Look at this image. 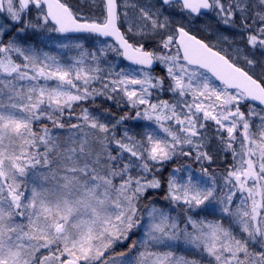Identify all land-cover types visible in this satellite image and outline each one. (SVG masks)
<instances>
[{
    "label": "snow or ice",
    "instance_id": "1",
    "mask_svg": "<svg viewBox=\"0 0 264 264\" xmlns=\"http://www.w3.org/2000/svg\"><path fill=\"white\" fill-rule=\"evenodd\" d=\"M0 264H264V0H0Z\"/></svg>",
    "mask_w": 264,
    "mask_h": 264
}]
</instances>
